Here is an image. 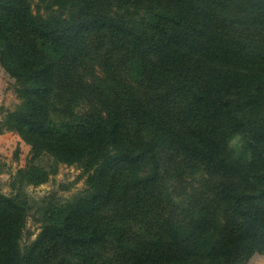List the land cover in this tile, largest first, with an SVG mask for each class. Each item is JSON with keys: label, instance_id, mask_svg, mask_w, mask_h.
I'll return each mask as SVG.
<instances>
[{"label": "trees", "instance_id": "obj_1", "mask_svg": "<svg viewBox=\"0 0 264 264\" xmlns=\"http://www.w3.org/2000/svg\"><path fill=\"white\" fill-rule=\"evenodd\" d=\"M0 62L24 99L12 119L35 136L34 155L95 181L93 221L58 207L25 245L32 204L0 194V264L264 254V0H0ZM56 94L90 107L69 115L51 106ZM164 171L196 177L186 210L168 207Z\"/></svg>", "mask_w": 264, "mask_h": 264}, {"label": "rangeland", "instance_id": "obj_2", "mask_svg": "<svg viewBox=\"0 0 264 264\" xmlns=\"http://www.w3.org/2000/svg\"><path fill=\"white\" fill-rule=\"evenodd\" d=\"M17 87L16 79L0 62V194L13 196L21 192L32 204L25 230L32 235L29 238L25 235L22 240V244L25 245L36 239L44 227V221L48 220V216L56 212L58 207L62 208L64 216L73 220L82 217L88 223L93 221L94 217L86 213H89L93 204L89 200L95 181H92L89 174L83 172L78 165L59 162L49 151L42 150L34 155V145L31 141L37 143L35 136H29L26 130L19 131L12 119V114L25 104ZM51 103L54 104L51 105L53 108L65 109L69 115L79 114L86 107H90L88 103L79 101L75 96L64 94L53 96ZM50 115L56 123L62 122L63 117H59V114L51 112ZM68 119L74 117L69 116ZM229 146L234 155H240L243 146L241 138L235 137ZM32 174L38 183L31 182ZM163 179V195L168 207L186 210L190 194L199 185L196 184V177L171 176L170 172L164 171ZM79 209H82L81 213ZM109 213L110 209L105 207L100 214L94 215L95 220L96 217H105ZM74 262L73 257H67L63 263ZM248 264H264V254L255 253Z\"/></svg>", "mask_w": 264, "mask_h": 264}]
</instances>
